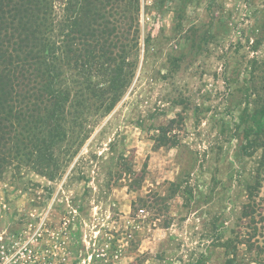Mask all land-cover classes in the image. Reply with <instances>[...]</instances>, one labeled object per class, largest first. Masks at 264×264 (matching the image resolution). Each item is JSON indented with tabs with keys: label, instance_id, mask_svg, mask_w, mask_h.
Listing matches in <instances>:
<instances>
[{
	"label": "rangeland",
	"instance_id": "374dc122",
	"mask_svg": "<svg viewBox=\"0 0 264 264\" xmlns=\"http://www.w3.org/2000/svg\"><path fill=\"white\" fill-rule=\"evenodd\" d=\"M139 33L130 85L108 114L89 102L59 175L1 177L0 264H225L236 236L262 250L237 261L264 264V205L241 217L256 171L264 200L246 146L264 139V0H140Z\"/></svg>",
	"mask_w": 264,
	"mask_h": 264
},
{
	"label": "trees",
	"instance_id": "16d2710c",
	"mask_svg": "<svg viewBox=\"0 0 264 264\" xmlns=\"http://www.w3.org/2000/svg\"><path fill=\"white\" fill-rule=\"evenodd\" d=\"M139 16L140 0H0V179L21 166L49 180L59 175L54 150L83 127L89 102L108 114L130 85L139 58ZM66 70L84 83L66 82ZM260 129L246 136V146L262 150L261 172ZM256 173L241 208L242 219L254 225L264 205ZM252 238L226 240L225 264H259L235 256L239 246L262 251Z\"/></svg>",
	"mask_w": 264,
	"mask_h": 264
}]
</instances>
